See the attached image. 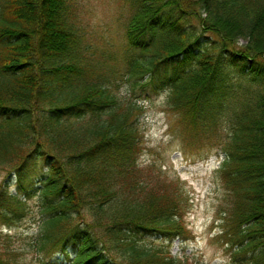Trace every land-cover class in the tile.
I'll list each match as a JSON object with an SVG mask.
<instances>
[{
    "label": "trees",
    "instance_id": "1",
    "mask_svg": "<svg viewBox=\"0 0 264 264\" xmlns=\"http://www.w3.org/2000/svg\"><path fill=\"white\" fill-rule=\"evenodd\" d=\"M130 1L127 73L167 91L183 142L223 152L225 251L232 264H264V0ZM70 2L0 0V170L10 179L0 220L18 225L39 199L37 264L56 253L68 264H189L141 244L191 236L184 192L159 170L140 172L139 107L92 80ZM16 256L0 248V264H27Z\"/></svg>",
    "mask_w": 264,
    "mask_h": 264
},
{
    "label": "rangeland",
    "instance_id": "2",
    "mask_svg": "<svg viewBox=\"0 0 264 264\" xmlns=\"http://www.w3.org/2000/svg\"><path fill=\"white\" fill-rule=\"evenodd\" d=\"M69 4V21L80 40V57L89 66L92 80L109 86L122 107L130 103L139 107L135 115L140 135L137 160L140 172L146 176L148 170H159L168 180L175 179L184 192V219L191 236L170 241L146 235L141 244L167 248L172 255L186 258L189 264H232L225 251L228 242L221 215V208L227 204V191L219 173L224 154L216 146L202 147L201 141L183 142L173 128L176 115L167 104V91L143 88L127 73L126 28L134 12L133 2L72 0ZM192 23L201 27L194 19ZM206 34L208 38L212 36ZM245 43L240 38L236 47ZM4 180L10 181L9 174L0 170V184ZM28 203L30 209L18 225L7 228L0 220V248H12L20 261L37 264L34 241L44 227L37 208L39 199L31 198ZM69 250L73 257L74 252ZM114 255L121 256L118 252ZM52 264L68 262L61 253H56Z\"/></svg>",
    "mask_w": 264,
    "mask_h": 264
}]
</instances>
